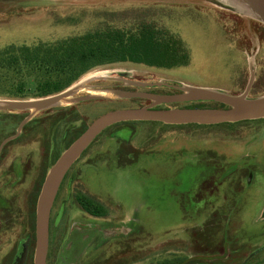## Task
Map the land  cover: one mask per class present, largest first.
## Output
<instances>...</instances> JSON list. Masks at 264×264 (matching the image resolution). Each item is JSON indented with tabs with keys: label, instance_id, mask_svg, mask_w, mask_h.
Listing matches in <instances>:
<instances>
[{
	"label": "rangeland",
	"instance_id": "374dc122",
	"mask_svg": "<svg viewBox=\"0 0 264 264\" xmlns=\"http://www.w3.org/2000/svg\"><path fill=\"white\" fill-rule=\"evenodd\" d=\"M136 15L183 41L190 63L175 69L109 64L93 69L72 87L106 89L115 95L180 94L168 87L142 88L167 83L238 96L253 75L249 99L264 97V22L241 0H0V50L59 42L107 22L125 25ZM2 90L7 91L4 86ZM37 99L32 81L25 97L0 93V102ZM150 104L115 96L38 112L0 110V144L30 118L7 146V164L13 166L7 234L11 244H19L27 230L21 243L30 264L36 249L37 203L50 169L98 117ZM157 108L225 106L205 102ZM80 193L101 201L108 215L96 218L84 212L76 201ZM178 260L264 264V119L215 126L115 125L68 173L53 207L48 264Z\"/></svg>",
	"mask_w": 264,
	"mask_h": 264
},
{
	"label": "trees",
	"instance_id": "16d2710c",
	"mask_svg": "<svg viewBox=\"0 0 264 264\" xmlns=\"http://www.w3.org/2000/svg\"><path fill=\"white\" fill-rule=\"evenodd\" d=\"M126 23L114 26L107 22L59 42L11 45L0 50V87L7 89L0 93L11 98L25 97L32 81L37 97L46 98L69 89L93 69L109 64L175 69L190 63L184 42L158 28L156 22L136 15ZM76 201L84 212L94 217L108 215L107 207L88 193L78 194ZM164 264H181V261Z\"/></svg>",
	"mask_w": 264,
	"mask_h": 264
},
{
	"label": "water",
	"instance_id": "95a60500",
	"mask_svg": "<svg viewBox=\"0 0 264 264\" xmlns=\"http://www.w3.org/2000/svg\"><path fill=\"white\" fill-rule=\"evenodd\" d=\"M248 5L253 13L264 22V0H241ZM254 83L252 75L245 92L232 96L221 92L190 88L185 86L156 83L142 84V88L168 87L180 91L175 95H157L141 91H120L116 96L125 99L149 100L151 104L141 108L115 110L98 117L76 139L50 169L44 182L36 210V249L34 264H48L50 249V225L54 204L60 189L72 167L80 160L94 141L109 128L131 122L162 123L170 126L199 125L215 126L227 123L264 119V97L249 99ZM81 85L69 88L61 93L31 101L0 102L2 111H42L71 99L69 104H78L104 97L90 94L78 95ZM218 103L225 105V109H159V106L179 103ZM30 118L19 127L15 136L8 138L2 145L17 139ZM1 147V148H2Z\"/></svg>",
	"mask_w": 264,
	"mask_h": 264
},
{
	"label": "flooded vegetation",
	"instance_id": "af4514ba",
	"mask_svg": "<svg viewBox=\"0 0 264 264\" xmlns=\"http://www.w3.org/2000/svg\"><path fill=\"white\" fill-rule=\"evenodd\" d=\"M97 90H106V89H97ZM80 94H88V93L84 91L81 92ZM7 139L3 140L0 144V254L6 253L0 258V264H30L28 252L25 251V246H24L25 244L21 243L22 238L23 237L26 238L27 236L26 234L27 230L25 229L24 234L20 237L19 244L17 243L11 244V239L8 238V234H7L10 231L11 229L10 226L12 224V214L10 212L11 200H7V192L11 190V181L13 178V166L12 164H7V158L9 155V150L7 149V146L12 141L8 142L6 145L2 147L3 143ZM31 215L32 217L34 216V211L32 212ZM50 233H51V225H50ZM4 239L6 240L5 244H4ZM75 248H73L71 256L76 252Z\"/></svg>",
	"mask_w": 264,
	"mask_h": 264
},
{
	"label": "bare ground",
	"instance_id": "6f19581e",
	"mask_svg": "<svg viewBox=\"0 0 264 264\" xmlns=\"http://www.w3.org/2000/svg\"><path fill=\"white\" fill-rule=\"evenodd\" d=\"M82 89L80 90L81 92H87L90 95L93 96H100V97H104V98H113L115 97V93L113 91L110 90H97V89H88L86 87H84V85H81ZM71 99H68L67 101H63L61 103V105H68Z\"/></svg>",
	"mask_w": 264,
	"mask_h": 264
},
{
	"label": "crops",
	"instance_id": "0c3cea01",
	"mask_svg": "<svg viewBox=\"0 0 264 264\" xmlns=\"http://www.w3.org/2000/svg\"><path fill=\"white\" fill-rule=\"evenodd\" d=\"M184 214V213H183Z\"/></svg>",
	"mask_w": 264,
	"mask_h": 264
}]
</instances>
